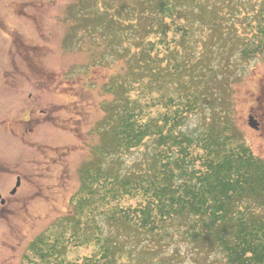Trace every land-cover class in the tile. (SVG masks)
<instances>
[{"label": "rangeland", "instance_id": "rangeland-1", "mask_svg": "<svg viewBox=\"0 0 264 264\" xmlns=\"http://www.w3.org/2000/svg\"><path fill=\"white\" fill-rule=\"evenodd\" d=\"M150 1L0 0V23L6 20L7 31L3 34L0 29V100L15 99L10 118L17 109L24 110L25 172L32 174L38 169L42 174L40 180L27 176L31 190L23 192L27 201L41 192L37 198L40 200L30 201L28 204L34 206L24 210L18 219L9 217L16 219L12 227L17 229H13L12 236L18 233L21 237L10 238L9 264H22L24 255L25 259L31 257L30 241L40 233L44 235L54 224L56 234L65 229V237L71 234L74 238L71 222L65 225L61 218L70 211L69 198L78 190L81 170L96 164L91 149L110 142L102 136L107 128L104 119L111 113L112 121L114 111H118L117 106L114 108L116 95L121 94L125 84L131 90L132 79L140 85H133L131 98L138 97L139 89L148 84L142 96L148 102L144 121L158 119L163 112L161 105L152 106L149 101L160 95H192L181 88L192 83L194 93L203 96L204 115L210 116L213 106L217 115L212 118L232 126L237 137L264 158V131H253L247 125L250 111L264 120V52L246 60L240 57L241 43L254 36L252 28L258 17L253 14L264 0H180L185 7L180 5L174 25L187 29L186 38L180 40L184 54L168 59L160 52L158 58L163 59L156 58L163 69L174 65V59L186 66L185 72L170 82L165 77L143 81L137 75L138 47L154 38L145 37L154 25L151 5H147ZM6 7L8 13L4 15ZM180 33L178 30L176 40ZM168 35L167 41L174 37L173 33ZM169 47L172 49L174 43ZM199 53L202 58L196 60ZM152 66L157 67L154 63ZM187 66L194 70L190 75ZM115 85H120L116 92L107 90ZM152 145L148 139L141 151L128 154L124 161L128 169L145 168L149 163L144 156L153 153ZM8 148L12 162L17 164L23 154L12 153V143ZM106 163L100 161L101 166ZM135 203L134 199H124L121 205ZM97 222L102 237L112 241L111 255L117 257L114 264H223L218 249L209 241L190 244L180 236H172L161 242L155 237L137 236V232L119 223L109 230L102 220ZM182 225L177 222L175 228L182 230ZM175 230L169 232L178 235L181 231ZM77 232L76 242L67 240L59 255L69 261L94 258L99 253L93 242L94 230L85 225Z\"/></svg>", "mask_w": 264, "mask_h": 264}, {"label": "trees", "instance_id": "trees-1", "mask_svg": "<svg viewBox=\"0 0 264 264\" xmlns=\"http://www.w3.org/2000/svg\"><path fill=\"white\" fill-rule=\"evenodd\" d=\"M149 3L154 25L145 37L154 38L138 47L137 75L143 81L145 78L160 81L165 77L170 82L185 72L186 66L174 59V65L163 69L156 58L160 52L168 59L173 55L183 56L180 40L186 38L187 29L175 26L174 17L185 3L180 0L174 3L151 0ZM253 15L258 17V22L252 28L254 36L241 50L245 59L264 52V4ZM178 30L181 33L176 40ZM169 33L174 37L167 41ZM171 43H174L172 49ZM200 58L202 53L196 60ZM191 71L193 68L187 66V74ZM132 80L131 90L125 84L121 94L116 95L118 101L114 102V108L117 106L118 111H114L112 121L111 113L104 119L107 128L103 129L102 136L110 142L91 149L98 164L100 160L107 162L105 167L81 170L80 185L73 198L81 220L86 219L83 223L96 220L94 212L83 215L81 209L88 204H95L94 209L107 223H120L137 232V236L156 240L170 236L168 231L172 229L178 231L180 228L175 227L181 222L184 224L180 229L182 236L189 243L209 241L218 249L225 264H264V159L254 154L242 138H236L230 130L232 126L221 125L213 119V115H217L213 106L208 118L203 114L196 120L197 111L203 113V96L194 93L192 83L181 87L192 95H160L149 101L152 106L161 105L163 112L158 119L144 121L148 102H144L143 97L148 84L139 89L138 97L131 98L133 85H140L136 79ZM116 87L107 90L116 92ZM148 138L154 148L150 156H144L149 164L141 171L128 169L125 158L141 151ZM124 199H134L136 203L121 205ZM94 228L99 230L100 226ZM96 238L98 243L100 237ZM106 240L107 249L101 257L68 264H114L116 258L111 255L112 248ZM43 256L41 248L40 258Z\"/></svg>", "mask_w": 264, "mask_h": 264}, {"label": "flooded vegetation", "instance_id": "flooded-vegetation-1", "mask_svg": "<svg viewBox=\"0 0 264 264\" xmlns=\"http://www.w3.org/2000/svg\"><path fill=\"white\" fill-rule=\"evenodd\" d=\"M7 9L8 7H6L4 15L8 13ZM0 24L1 32L3 34L6 33V20L2 19ZM14 101L15 99L12 102L8 99L6 102H0V264H9L8 254L12 245H10V238L18 236V233L12 236L14 233L13 229H17L16 226L12 227L16 219H18L17 216H23L24 210L29 209L31 205L34 206L33 203L40 200L37 198L41 195V192L37 191L39 196L37 195L35 198L33 196L30 200L33 203L29 205L30 201H27L23 194V192L31 190L29 184L26 182L27 176L40 180L42 179V174L38 169L32 174L25 172L26 158L24 156L25 139L23 128L26 126V119L23 118L24 110L21 109H17V114L10 118L9 112L15 111ZM254 115L259 122V128L264 131L263 118H258L257 113ZM10 143H12V153L21 151L23 154V157L18 159L17 164H14L12 162L14 158L9 156L11 153V149L8 148ZM33 161L36 165L37 160L34 159ZM12 166H17V168L11 169ZM13 216H16V219H9V217ZM10 228L11 232L9 233Z\"/></svg>", "mask_w": 264, "mask_h": 264}, {"label": "water", "instance_id": "water-1", "mask_svg": "<svg viewBox=\"0 0 264 264\" xmlns=\"http://www.w3.org/2000/svg\"><path fill=\"white\" fill-rule=\"evenodd\" d=\"M249 125L252 126V127H254V128L256 127L255 121L253 120L252 117H250V119H249Z\"/></svg>", "mask_w": 264, "mask_h": 264}]
</instances>
